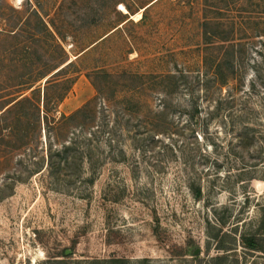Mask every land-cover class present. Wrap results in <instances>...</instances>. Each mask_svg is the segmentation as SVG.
I'll return each instance as SVG.
<instances>
[{"label":"rangeland","instance_id":"1","mask_svg":"<svg viewBox=\"0 0 264 264\" xmlns=\"http://www.w3.org/2000/svg\"><path fill=\"white\" fill-rule=\"evenodd\" d=\"M224 2L234 79L210 69L203 0H0V264H264L239 238L264 246V0ZM95 95V120L49 137L90 147L94 181L28 174L45 111Z\"/></svg>","mask_w":264,"mask_h":264},{"label":"trees","instance_id":"2","mask_svg":"<svg viewBox=\"0 0 264 264\" xmlns=\"http://www.w3.org/2000/svg\"><path fill=\"white\" fill-rule=\"evenodd\" d=\"M225 0H203V5L205 12L216 11L215 16H208L205 15V19L202 23L203 26V35H204V44L205 50L209 53L214 52L217 49L224 50L227 54L225 57L223 54L220 58H206L205 55V63H208V59H214L209 61L210 69H212V74L219 78L220 76H226L229 79H234L237 76V73L242 69V66L235 55V46L240 45L239 43L235 44L236 41V27L234 20L229 16L225 17L229 10V5L224 2ZM223 15V16H222ZM39 15L36 10L32 9L31 13L26 16L27 20L31 18H38ZM41 19V18H40ZM126 20V19H125ZM124 20V21H125ZM44 29H47L45 23H43ZM48 30V29H47ZM51 34V33H50ZM243 39V38H241ZM208 55V56H209ZM62 65V64H61ZM68 65V64H66ZM65 66V65H64ZM63 66V67H64ZM58 67V66H57ZM56 67V69H57ZM62 67V68H63ZM60 68V67H59ZM62 68L57 70L55 73H58ZM51 72H46L42 74L39 78L36 79V82L40 79L44 78L46 75H49ZM54 75V74H53ZM52 76V75H51ZM48 80H46L47 82ZM35 83H31L28 88H32ZM97 92L100 91V88H95ZM62 98V97H61ZM60 98V99H61ZM96 99V95L86 101L83 105L75 109L72 113L60 114L58 119L54 117H50L48 112L45 111L43 120L45 123V133L48 137L46 144H45V154H37L35 156L30 157V162L28 164V174L34 175L37 173H41L43 171L48 172L50 175L57 176L62 170L73 169V172H79L83 167L85 162H88L93 172L88 179L89 183L94 181V160L92 156V149L89 147L80 146V140H74L69 143H63L60 147L54 146L51 140L53 138H49L55 133V137L57 134L59 136H64L66 133V128L68 124L79 122V125L87 126L91 120H95L96 116H94L93 111V100ZM12 100L11 102H13ZM9 102L8 104H10ZM18 101H14L12 105H16ZM13 109V108H12ZM10 109L8 108L7 111ZM125 110V109H124ZM128 110V108H126ZM122 114L125 115V112L122 111ZM129 115V114H128ZM129 116H125L126 120L123 124H119V127L122 129H126L127 131L131 130V126H129L130 119ZM89 122V123H88ZM125 125V126H124ZM151 128L146 130L148 135H154V128L153 122L150 123ZM93 129V128H92ZM139 130V129H138ZM94 132V129H93ZM143 133L144 131H140ZM139 132V133H140ZM136 133V132H135ZM58 139V137H56ZM55 139V140H57ZM263 214H264V206H263ZM258 229L264 230V216H261V219L258 223ZM254 232L241 234L239 236L240 242L242 246L246 249L250 250V252H263L264 253V246H260V241L263 239H258ZM252 252V253H253ZM66 256V255H64ZM52 261V262H51ZM48 263L51 264H60V263H67L66 260L63 259H54V260H47ZM109 262L112 264L121 263L123 259L113 258L109 259Z\"/></svg>","mask_w":264,"mask_h":264},{"label":"water","instance_id":"3","mask_svg":"<svg viewBox=\"0 0 264 264\" xmlns=\"http://www.w3.org/2000/svg\"><path fill=\"white\" fill-rule=\"evenodd\" d=\"M198 252V249H196L195 251H194V254H196ZM68 252H66V254H67Z\"/></svg>","mask_w":264,"mask_h":264},{"label":"crops","instance_id":"4","mask_svg":"<svg viewBox=\"0 0 264 264\" xmlns=\"http://www.w3.org/2000/svg\"><path fill=\"white\" fill-rule=\"evenodd\" d=\"M87 101H88V100H87ZM84 103H85V102H84ZM84 103H83V104H84ZM83 104H82V105H83ZM79 107H80V106H79ZM76 109H77V108H76Z\"/></svg>","mask_w":264,"mask_h":264}]
</instances>
